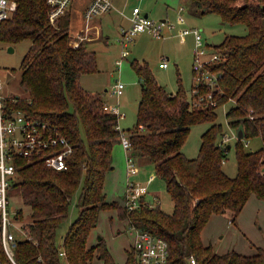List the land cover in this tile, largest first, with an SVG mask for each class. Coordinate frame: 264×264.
<instances>
[{"label": "trees", "instance_id": "16d2710c", "mask_svg": "<svg viewBox=\"0 0 264 264\" xmlns=\"http://www.w3.org/2000/svg\"><path fill=\"white\" fill-rule=\"evenodd\" d=\"M16 1L15 14L0 22V42L17 45L31 40L32 45L21 65L20 87L26 98L6 96L5 104L56 127L75 148L66 171L48 168L42 160L15 158L18 178L9 198H21L29 213L22 225L26 238L17 240L14 251L16 263L92 264L97 258L116 264L103 237L89 244L100 212L116 210L130 226L169 243L168 264H192V258L196 264H264V247L254 255L218 254L202 240L214 215L229 214L236 224L253 195L264 202V0H189L197 14L213 13L225 25L241 24L248 29L246 35H227L210 48L221 56L208 66L220 75L218 90L213 92L216 106L193 107L192 93L189 96L181 84L176 93L170 92L147 63H132L141 78L142 98L137 123L127 132L131 156L155 164L174 203L173 213L148 205L143 198L133 210L125 200L123 204L107 201L106 179L113 170L114 146L121 140L119 116L106 109L100 94L85 90L80 83L84 75L99 71L97 54L87 42L74 45L71 10L53 25L47 0ZM201 89L210 92L207 87ZM232 99L236 104L227 119L232 128L243 131L235 145V177L223 167L231 147L218 143L223 126L217 122V109ZM204 123L212 125L202 135L199 154L188 158L182 149L191 128ZM256 138L263 146L249 151L244 140ZM78 192V218L59 241V229L68 220ZM17 211L16 219L25 221L24 208ZM136 263L131 247L126 264ZM0 264H12L3 246L1 216Z\"/></svg>", "mask_w": 264, "mask_h": 264}, {"label": "rangeland", "instance_id": "374dc122", "mask_svg": "<svg viewBox=\"0 0 264 264\" xmlns=\"http://www.w3.org/2000/svg\"><path fill=\"white\" fill-rule=\"evenodd\" d=\"M117 1L120 3L117 4L120 8V12L113 11L115 13L105 14L100 20L101 37L88 43L89 50L96 52L97 54L100 71L95 75L83 76L80 83L87 91L92 92L93 94L103 95L102 97L108 99L110 105L105 102L108 111L110 106L119 105L121 113L119 127L121 128V131L126 133V135L127 132L130 129H133L137 123L138 108L142 98L141 78L132 66L134 61L138 60L142 64L147 63L156 80L166 87L168 91L176 93L181 84L190 96L195 84L193 72L195 38L194 36L186 38L178 37L177 34L179 30L182 28H197L202 30L205 44L210 45V47L221 44L227 35L243 36L248 33V29L245 25H225L222 23L221 18L216 14L207 13L202 15L199 12L197 14L195 12V6L189 0ZM135 7L140 8L143 14H148L149 18L158 23L165 20L166 26L164 27L163 32V34L165 33V37L155 38L147 32L138 35L128 48L130 51L129 57L123 59L121 43L122 32L123 29L130 28L131 22L129 21V18L132 16ZM72 8H74V10L70 33L74 43L75 40H78L77 37H79L80 34L79 31L82 27V18L79 6L76 5V3H73ZM180 16H183L187 21L184 26H178L176 24ZM169 26H175L176 29L170 31ZM89 34L90 35H87L85 32V34H80V36H89L88 38L90 39H93L96 36L94 32ZM31 45V40L24 41L17 45H8L0 42V75L5 79V94L8 97L21 96L22 98H26V94L20 87L21 65ZM11 49H13V51ZM118 61H122L121 66L118 65ZM164 62L168 63V68L161 70L159 65ZM12 69H15L16 71L13 72ZM118 81H121L126 85L125 93L121 97H118L113 93L114 85L117 84ZM235 104V100L232 99L217 109V122L223 126V134L219 136L218 143L231 147V150L228 153V158L223 162L224 170L230 177H235L237 175L235 145L238 139V130L230 126L226 114ZM211 125V123H204L191 128V133L182 149L183 153L188 158H196L198 156L202 142V135L211 127ZM244 144L249 151H255L263 146L260 138L244 140ZM134 158L138 174L129 178L127 172L128 157L124 147L122 144H118L114 147L113 159L115 168L112 173L107 175L105 184L107 201H119L123 204V197L125 196L128 181L140 185L149 184L148 193L143 197L145 203L151 206H160L167 213H173L174 203L167 192L165 181L157 175L155 164L146 159L140 158L139 156H135ZM79 195L80 192L74 196L70 205L68 220L59 229V241H62L63 236L71 224H73L78 218L79 209L77 204ZM11 202L13 209L18 210L23 207L26 212V215L24 214L25 221L18 220L16 223L14 222L16 225L12 228L17 240L24 239L26 238V235L22 230V225L29 220L28 209L24 207L21 198L18 196L11 197ZM222 216L230 217L229 214H224ZM244 223L248 231L249 229L251 230V223H255L257 226L256 228L262 227V229L258 230L264 234V224L261 222V219H246ZM232 225H236L237 227L238 223L234 224L231 221L228 224L229 227ZM206 228L207 233L216 231L215 221L213 220L212 222V218L204 230H206ZM230 232L234 236L235 227L232 230H226L224 234L227 243L233 244L234 241L229 235ZM135 235L136 231L133 230L128 221L126 222L119 219L116 210H103L100 212L97 227L90 236L89 244L95 245L99 240V237H103L115 263L126 264L128 250L135 242ZM206 239H208L207 234ZM213 241L216 245L215 247L214 245L212 246L218 254L235 251L232 250L233 248L227 246L224 240ZM203 243L205 244L204 241ZM220 243L223 244L221 250L220 246H218ZM251 246L255 247L253 245ZM258 248L259 247H255L256 250ZM92 264L104 263L102 260L96 258Z\"/></svg>", "mask_w": 264, "mask_h": 264}, {"label": "built area", "instance_id": "2783aa9c", "mask_svg": "<svg viewBox=\"0 0 264 264\" xmlns=\"http://www.w3.org/2000/svg\"><path fill=\"white\" fill-rule=\"evenodd\" d=\"M75 0H47L49 6V19L53 25L65 16L71 9ZM18 9L16 0H0V22L10 19ZM114 9V0H90L84 14L89 31V24L100 16H103ZM130 28L122 32V58L129 57V46L135 38L142 33H149L155 38L163 36L166 21L158 23L149 16L142 13L141 9L135 7L132 16L129 18ZM170 30L175 29L169 26ZM183 36L193 35L195 38L194 48V86L192 90V106H216L217 101L213 98V92L218 89L219 73L212 72L208 67L221 56L215 53L211 47L205 44L203 31L197 28H185L181 30ZM79 40L84 38L79 35ZM75 46L79 42L74 41ZM122 65V61H118ZM160 68L167 69L168 63L160 64ZM5 79L0 75V216L2 218V241L5 252L12 264H17L14 258V251L17 247V239L12 231L16 225L17 210L13 209L9 198V190L13 182L18 178L15 158L21 157L27 160H42L48 168L55 171H66L69 168V160L75 153L72 142L62 135L58 129L46 121L32 118L21 111H13L5 104ZM209 88L205 93L201 88ZM126 90V85L118 81L114 86L113 93L121 97ZM121 117L119 105L109 109ZM118 130L120 128L118 127ZM121 143L126 151H131V142L125 132L121 131ZM225 142V140H224ZM128 177L138 173L132 157H128ZM148 185L128 182L125 205L128 209L139 208L141 200L148 193ZM136 231L135 242L132 245L137 257L136 264H168L169 243L158 236L147 231L132 227ZM65 256L64 252H61ZM196 264L195 259H191Z\"/></svg>", "mask_w": 264, "mask_h": 264}, {"label": "crops", "instance_id": "0c3cea01", "mask_svg": "<svg viewBox=\"0 0 264 264\" xmlns=\"http://www.w3.org/2000/svg\"><path fill=\"white\" fill-rule=\"evenodd\" d=\"M123 2H124V0H123ZM75 3H76V5L79 6V9H80L79 11L81 12V18H82V27L80 28L79 33L80 34H83V33L85 34L87 25H86L85 20H84V14H85V10H86L87 6L90 3V0H75L74 4ZM117 4H120V3L117 0H114V9L111 12H109L110 14L115 13L113 11L120 12V10H119L120 8L118 7ZM70 10L72 12V22H73V10H74V8L71 7ZM110 14H108V15H110ZM145 15L149 16L148 14H145ZM103 17H104V15L103 16H100L98 18H95L89 24V27L90 28H89V31L86 32V34L87 35H90L89 33L94 32L96 34V36L93 39L88 38L89 36L88 37H83L82 36L85 39L79 40L77 38L78 40H75V41H78L79 44H80V42H83V41L84 42H87L86 45L88 46V43L93 42V41L99 39V37H101V25H100L101 21L100 20ZM178 19L179 20H177L178 22L176 23L178 26L179 25L180 26H184L186 24V22H187L186 19L183 16H180V18H178ZM163 21H165V20H163ZM181 30H179V32L177 34L178 37L186 38V37L193 36V35L183 36L181 34ZM164 37H165V33L163 34L162 38H164ZM74 45H75V42H74ZM208 46H210V45H208ZM98 67H99V71H100L99 61H98ZM159 68H160V65H159ZM160 69L161 70H165V69H162V68H160ZM97 73L89 74V75H95ZM84 76H86V75H84ZM103 99H104V101L107 104H109L108 99H106L105 97H103ZM112 107L113 106H110V108H112ZM118 144H122L121 143V140L116 143V145H118ZM125 152L127 154V157H132L131 156L132 151H126L125 150ZM114 168L115 167H114V159H113V170L110 173H112L114 171ZM128 182H130V181H128ZM125 196H126V192H125ZM125 196L123 197L124 200H125ZM263 217H264V203H263L262 200L258 199L256 196L253 195L249 199L248 203L246 204V206L243 209V211L240 214V216L238 217V221H237L238 225H237V227H236V225H234V226L232 225L231 227L228 226V224L231 222L230 221L231 220V217L228 218V217H223L222 215H214L212 217V222H213V220L215 221L216 231L215 232L211 231V232L207 233V228H206V230H204V232H203V237H202L203 238V241L205 242V244L214 245V247H215L216 244L214 243L213 240H216V241L224 240L225 243L227 244V246H229L230 248H233L232 250L238 251L239 253L244 254V255H254V254L257 253V250L255 249V247H259V248L260 247H264V234H262L258 230V229H262V227L256 228L257 227L256 224L255 223H251V230L249 229V231H248V229L246 228L244 222L246 221V219L247 220H250L251 218H259V219H261V222H263V224H264V218ZM227 218H228V220H227ZM234 227H235L234 236H233V234L231 232L229 233V235L232 237L231 239H233V241H234L233 244H230V243H227L224 234H225L226 230H228V229L232 230ZM263 227H264V225H263ZM206 234H207L208 239L210 241L208 239H206ZM251 245H253L255 247H252ZM218 246H220V250H221L223 244L220 243Z\"/></svg>", "mask_w": 264, "mask_h": 264}, {"label": "water", "instance_id": "95a60500", "mask_svg": "<svg viewBox=\"0 0 264 264\" xmlns=\"http://www.w3.org/2000/svg\"><path fill=\"white\" fill-rule=\"evenodd\" d=\"M147 16V15H146ZM13 51V49H11ZM238 138L242 139L243 138V131L242 130H239L238 131ZM230 148V146H229Z\"/></svg>", "mask_w": 264, "mask_h": 264}]
</instances>
